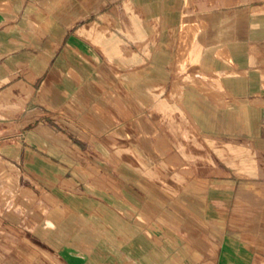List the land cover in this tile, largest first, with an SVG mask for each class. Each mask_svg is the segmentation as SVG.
<instances>
[{
    "label": "crops",
    "instance_id": "crops-1",
    "mask_svg": "<svg viewBox=\"0 0 264 264\" xmlns=\"http://www.w3.org/2000/svg\"><path fill=\"white\" fill-rule=\"evenodd\" d=\"M0 264H264V0H0Z\"/></svg>",
    "mask_w": 264,
    "mask_h": 264
},
{
    "label": "rangeland",
    "instance_id": "rangeland-1",
    "mask_svg": "<svg viewBox=\"0 0 264 264\" xmlns=\"http://www.w3.org/2000/svg\"><path fill=\"white\" fill-rule=\"evenodd\" d=\"M10 187H12V186H10ZM14 187V186H13ZM15 191V190H14ZM13 190H9V198H10V203H14V201H12L11 199H12V194H13V192H14ZM26 221H27V217H26ZM27 224V223H26ZM29 252V249L28 248H26L25 247V252Z\"/></svg>",
    "mask_w": 264,
    "mask_h": 264
}]
</instances>
